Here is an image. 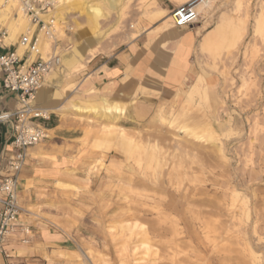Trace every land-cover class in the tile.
<instances>
[{"label":"rangeland","instance_id":"1","mask_svg":"<svg viewBox=\"0 0 264 264\" xmlns=\"http://www.w3.org/2000/svg\"><path fill=\"white\" fill-rule=\"evenodd\" d=\"M156 1L179 6L188 0H57V13L64 3L62 24L54 37L43 34L38 52L45 41L47 55L53 46L60 55L96 37L97 48L75 70L80 75L92 58L110 55L136 38L144 21L159 20L157 14L164 11ZM77 4L83 9L77 11ZM205 4L199 17L212 31L197 55L204 88L191 87L179 104L158 105L134 121L131 115L124 118V111L123 121L100 112L76 118L75 130L67 135L76 144L67 172L38 196L39 215L59 240L49 264L150 259L142 255L145 246L125 237L133 214L139 217L137 226L150 235V251L161 258L156 264H264V0ZM95 8L99 15L91 11ZM159 23L167 31L169 15ZM0 26L10 39L21 34L31 38L36 28L28 36L16 12L2 10ZM179 125L205 138L186 136ZM109 128L124 130L114 131L106 151L95 150V138ZM122 133L137 149L122 147ZM208 135L210 141L205 140ZM18 196L23 224L28 211L20 190ZM245 204L248 219L242 216ZM231 212L236 220L229 221ZM134 246L140 249L133 256Z\"/></svg>","mask_w":264,"mask_h":264},{"label":"crops","instance_id":"2","mask_svg":"<svg viewBox=\"0 0 264 264\" xmlns=\"http://www.w3.org/2000/svg\"><path fill=\"white\" fill-rule=\"evenodd\" d=\"M156 3L164 11V15L157 14L161 17L159 20L144 21L136 38L118 45L110 55L92 58L86 66L88 69L80 75L75 70L84 61L86 53L97 48L96 37L86 38L84 47L76 46L61 53L59 68L45 76L43 87L38 90L34 103L36 108L50 115V120L41 122V125L51 133V137L27 150V159L18 178L21 198L28 211L22 222L30 229L29 242L21 244L17 236L10 238L6 255L0 256V264H49L47 259L51 257L54 251L52 247L59 240L52 233L48 222L39 215L41 207L38 196L48 191L67 172L74 150L72 147L76 145L71 143L73 140L67 135L75 130L76 118L87 114L96 116L99 112L103 113L101 107L107 105L118 106L121 110L110 111L117 115V118L112 117L111 120L121 119L124 111V118L125 115H131L134 121L140 113H151L158 105L179 104L197 79L202 77L197 60L198 50L203 42H207L212 29L204 26L198 17L190 26L170 27L165 31L166 27L159 21L177 5ZM205 3L209 4L210 0H205ZM47 14L42 16L43 21ZM216 28L211 35L216 34ZM37 34L35 28L31 37ZM7 36L9 39L4 40L5 45L0 48V54L15 51L26 65L37 58H30L29 49L20 44L21 38L18 35L10 39L11 34L8 32ZM45 44L46 47L39 52L43 58L49 51L48 42L45 41ZM62 61L67 63L68 69L62 65ZM90 105L95 110L84 109ZM75 106L82 110L77 111ZM18 108L16 95L3 89L0 72V112L15 111ZM165 122L170 127L175 123ZM121 129L109 128L107 131L118 132ZM10 137V128L0 125V182L5 175L6 157L11 152ZM94 149L107 150L105 146L96 147L95 142Z\"/></svg>","mask_w":264,"mask_h":264},{"label":"built area","instance_id":"3","mask_svg":"<svg viewBox=\"0 0 264 264\" xmlns=\"http://www.w3.org/2000/svg\"><path fill=\"white\" fill-rule=\"evenodd\" d=\"M21 14L36 27L37 33L54 37L52 21L45 22L42 16L52 11L48 0H14ZM205 0H188L175 7L169 14L173 28L192 25L199 17V7ZM6 30H0V48L5 45ZM51 40V39H50ZM20 44L34 53L37 58L25 64L15 51L0 54L2 87L15 94L19 108L15 111H1L0 125L10 128V154L6 157L5 175L0 182V256L6 255L10 238L17 236L21 244L29 242L30 229L21 223L19 204V174L27 159V150L48 138V131L41 122H48L50 115L35 107L38 90L46 75L59 66L60 55L53 46L51 53L41 57L37 48V36H22ZM29 232V233H28Z\"/></svg>","mask_w":264,"mask_h":264},{"label":"bare ground","instance_id":"4","mask_svg":"<svg viewBox=\"0 0 264 264\" xmlns=\"http://www.w3.org/2000/svg\"><path fill=\"white\" fill-rule=\"evenodd\" d=\"M51 4H52V6H53V11H50L45 17H44V21L45 22H49V21H52V26H53V28H54V31H55V28H56V31H58L59 30V27H60V19L58 18V13H57V8H58V2H57V0H48ZM206 6V4L205 3H203L200 7H199V9H198V11L199 10H204V7ZM75 7H76V9H77V11H80L81 9H83V7H82V5L81 4H77V5H75ZM207 7V6H206ZM16 8H17V6H16V4H15V1L14 0H0V10H2V12H11V11H15L16 12V14H17V16H18V21L19 22H21V24H23V26L25 27V31H26V33H27V35L28 36H30L31 35V33H32V31L34 30V28H35V26H31L30 25V22H29V20L23 15V14H20V11L19 10H16ZM18 9V8H17ZM95 15H99V13H100V10L98 9V8H95V9H92L91 10ZM205 12H206V10H204ZM204 12V13H205ZM160 14V13H159ZM93 20V19H92ZM94 21V20H93ZM170 27H172L171 25H169V26H167V30H168V28H170ZM4 28V26L2 27V26H0V30H2ZM7 30H8V28H7ZM55 33V32H54ZM57 33V32H56ZM43 34H44V32L43 31H40V34H39V36H38V38H37V47H41L42 46V44H41V38H42V36H43ZM60 34V33H59ZM8 39V36H6L5 37V39L4 40H7ZM23 47H25V46H23ZM24 48H22V50H23ZM103 52V51H102ZM75 56H78L77 54L75 55ZM64 60V59H63ZM69 63V62H68ZM71 63V62H70ZM69 63V65H71ZM59 65H60V59H59ZM62 65L64 66V67H69L68 65H67V63L64 61H62ZM59 67V66H58ZM192 86V85H191ZM200 86H202L203 88H204V86H203V79H202V77H199L198 79H197V81H196V83H195V85H193V87H192V89H198ZM42 87H43V85H42ZM41 87V88H42ZM90 108H92V110L94 109L95 110V107L93 108L92 106H89V107H86L85 108V110H87V109H90ZM102 109H103V113H104V115L105 116H110V118H111V116H113V118L114 117H116L117 115L115 114V113H111L110 111H118V112H121V110H119L117 107H109V106H107V105H103L102 107H101ZM75 109L77 110V111H80V110H82V108L81 107H79V106H75ZM90 111V110H89ZM102 112V111H101ZM105 112H110V114L108 113H105ZM95 113H96V111H95ZM94 113V114H95ZM103 113H101V114H103ZM117 118V117H116ZM112 119V118H111ZM115 119V118H114ZM175 125V124H174ZM173 126V125H172ZM124 130V129H123ZM177 130H179V131H182V132H184L185 133V135L186 136H190V137H193L194 139H196V140H201V139H204L205 137H203V136H197V134L194 132V130L191 128V127H188V126H185V125H179L178 126V129ZM111 131V130H110ZM105 131V132H102V134H100L98 137H97V139H96V142H95V145H96V147H99V146H105L106 148H109V147H111V144H112V139L114 138V136H115V133H114V131ZM117 134V133H116ZM120 134V133H119ZM212 138L208 135L207 137H206V141H210ZM120 140H121V145H122V147H126L128 150L130 149V148H136L137 149V147L134 145H132V143H130V142H127L126 141V139L124 138V134L122 133L121 135H120ZM153 149V148H152ZM223 150V149H222ZM134 151V150H133ZM156 151V150H155ZM135 152H137V151H135ZM153 154V153H152ZM151 154V155H152ZM155 155V154H154ZM153 157V156H152ZM140 166V165H139ZM249 170V169H248ZM248 173V172H247ZM250 173V172H249ZM240 177V176H239ZM245 178V177H244ZM236 179V178H235ZM146 187V186H145ZM154 191V190H153ZM235 191V190H234ZM236 191H237V189H236ZM198 193V192H197ZM161 194V193H160ZM235 195V194H234ZM184 196V195H183ZM188 198V197H187ZM190 198V197H189ZM246 197H244V199H245ZM210 199V198H209ZM252 199V198H251ZM246 200V199H245ZM194 200L192 199V202H193ZM134 202V201H133ZM191 202V203H192ZM245 202V201H244ZM188 203H189V201H188ZM198 203H199V201H198ZM196 204V203H195ZM200 204L201 205H203V203L202 202H200ZM208 204V203H207ZM168 205V204H167ZM206 205V204H205ZM210 206V205H209ZM234 206V205H233ZM252 206V205H251ZM212 207V206H211ZM159 208V207H158ZM213 208H215L214 206H213ZM212 208V209H213ZM200 209V208H199ZM132 211V210H131ZM207 211V210H206ZM223 211V210H222ZM233 211V210H232ZM172 212V211H171ZM209 212V211H208ZM213 212V211H212ZM162 213V212H161ZM210 213V212H209ZM170 214V213H169ZM206 214V213H205ZM213 214V213H212ZM215 214V213H214ZM159 215H161V214H159ZM209 216H211V215H209ZM213 216V215H212ZM242 216H244L246 219H248V218H250V210H248V208H247V205L245 204V207H243V209H242ZM168 217H169V215H168ZM215 217V216H214ZM138 218L139 217H137L136 215H131V216H129V218H128V220H131V222L133 221V223L131 224V225H127L126 227H125V229L124 230H126V233H125V237H127L128 236V238L130 239H132V240H136V241H138L139 243H140V245L141 246H145V252H144V254H142L144 257H148V258H150V259H148V260H146V258H143V257H140L139 259H137V258H135V259H133L134 260V262H135V264H137L138 262H142V264H156V262H157V260H161V258L159 257V256H157V251H150V244H151V238H149V234H147V232H145V231H143L142 230V228H140V227H138L137 226V220H138ZM171 218V217H170ZM198 218H199V216H198ZM209 218V217H208ZM216 218V217H215ZM228 218L230 219L229 221H231L232 219L233 220H236L237 219V216H236V214L234 213V212H231V213H229L228 214ZM162 219V218H161ZM175 219V218H174ZM165 220V219H164ZM171 220H173V219H171ZM170 220V221H171ZM245 220V219H244ZM141 222V221H140ZM141 223H143V222H141ZM173 223V222H172ZM171 223V224H172ZM128 224V223H127ZM209 224V223H208ZM214 224V223H213ZM218 224V223H217ZM260 224V223H259ZM142 227V226H141ZM217 227V226H216ZM203 228V227H202ZM143 229H144V227H143ZM162 229V228H161ZM148 231V230H147ZM154 231V230H153ZM152 230H151V232H149L150 234L153 232ZM217 231V230H216ZM183 232V231H182ZM182 232H181V234H182ZM157 233V232H156ZM153 237V236H152ZM224 240V239H223ZM248 245H250V244H247V245H245V246H248ZM140 248L139 247H137V246H134L133 248H132V252H133V256L136 254L135 252L136 251H138ZM216 250V249H215ZM247 250H248V248H247ZM226 252V251H225ZM252 252H254V251H252ZM229 257H231V256H229ZM253 257V256H252ZM251 257V258H252ZM252 259H254V258H252ZM137 262V263H136ZM233 262V261H232ZM256 263V262H255Z\"/></svg>","mask_w":264,"mask_h":264}]
</instances>
